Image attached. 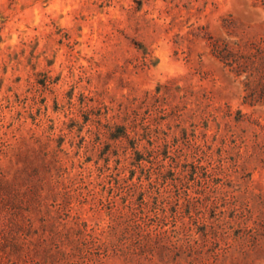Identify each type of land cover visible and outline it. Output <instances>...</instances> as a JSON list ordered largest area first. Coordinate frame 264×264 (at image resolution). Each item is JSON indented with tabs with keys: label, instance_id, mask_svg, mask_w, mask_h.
Here are the masks:
<instances>
[{
	"label": "rangeland",
	"instance_id": "374dc122",
	"mask_svg": "<svg viewBox=\"0 0 264 264\" xmlns=\"http://www.w3.org/2000/svg\"><path fill=\"white\" fill-rule=\"evenodd\" d=\"M0 264H264V0H0Z\"/></svg>",
	"mask_w": 264,
	"mask_h": 264
}]
</instances>
